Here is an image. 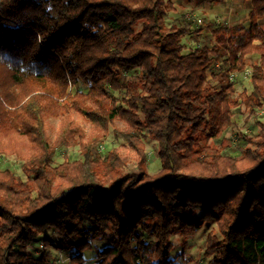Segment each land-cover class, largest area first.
<instances>
[{
    "label": "trees",
    "instance_id": "1",
    "mask_svg": "<svg viewBox=\"0 0 264 264\" xmlns=\"http://www.w3.org/2000/svg\"><path fill=\"white\" fill-rule=\"evenodd\" d=\"M221 1L0 0V153L19 156L26 176L0 171V264H55L36 246L50 245L47 231L73 250L71 264H87V251L92 264H174L171 239L180 257L209 225L206 264H264V124L238 135L240 157L209 144L240 105L264 111V0H248L247 26L165 22L175 2ZM191 34L212 42L186 52ZM234 75L248 76L249 95ZM74 113L124 145L95 152L81 142V162L52 167L56 149L80 142ZM47 114L61 121L54 141ZM146 140L157 145L153 175ZM129 162L137 173L124 172Z\"/></svg>",
    "mask_w": 264,
    "mask_h": 264
},
{
    "label": "rangeland",
    "instance_id": "2",
    "mask_svg": "<svg viewBox=\"0 0 264 264\" xmlns=\"http://www.w3.org/2000/svg\"><path fill=\"white\" fill-rule=\"evenodd\" d=\"M174 10L169 11L166 14L165 22L167 26L170 25H183L186 21L192 23L191 30H197L202 28L209 22H215L220 26H232V25H248L249 4L248 0H222L218 4L214 5H189L183 2H175ZM201 20L200 24H197L195 20ZM212 42L209 34L201 35L197 41L192 37V34L185 37L182 40V44L186 52L193 50L198 44ZM250 60L256 62L258 56L251 55ZM251 63V62H250ZM249 73V69L247 71ZM232 81L235 84V89L238 94L245 93L247 95L251 92V87L246 75H234ZM124 94L117 93L115 100L121 102ZM71 119L80 128V136H74L76 141H80L77 144H73L68 147H62L56 149L52 158L51 166L58 167L61 164L67 162H81L82 147L81 142L90 146H93V150L97 149L101 152H107L111 149H118L124 145L123 140L116 134L114 128L109 127L107 133H101L97 136V130L92 128V125L87 119L77 113L71 116ZM46 123V135L51 141L57 137L61 121L58 117L47 114L45 119ZM264 124V111H256L251 113L244 106L238 107L234 110V116L232 124L227 130L214 141H210L209 144L216 146L223 154H229L232 156L240 157L245 147V143L238 139V135H245L248 137L258 135L260 133V126ZM115 126L123 128L124 124L120 120H115ZM101 137V141L98 144L93 143V138ZM6 140L0 135V147L6 145ZM28 146V145H27ZM27 146L21 143L19 149L27 155ZM145 151L147 153V172L151 175L155 174L160 169V161L157 157V145L155 142L146 140L144 142ZM36 148V147H35ZM4 150V149H3ZM37 150V148H36ZM5 151V150H4ZM33 151V150H32ZM28 156V155H27ZM21 161L19 156L14 153L5 151L0 153V171L5 169L12 173L14 176L25 180V175L21 171ZM135 162H129L124 168L125 173H137V167ZM215 230L213 225L204 226L197 232L190 234L187 237L186 245L184 247L183 255H180V242L181 239L174 236L171 241L173 244L172 257L174 264H206L207 259L203 258L204 240L209 231ZM49 240H52L49 246H45L42 241L37 243V247L41 252H49L51 258L56 262L55 264H71L69 258L72 254L71 249H68L67 242L53 239L52 232L47 231L44 234ZM99 247L100 244L97 243ZM64 247V248H63ZM39 251V252H40ZM33 252V251H32ZM34 252H38L35 251ZM87 258V264H92L94 253L87 251L84 253Z\"/></svg>",
    "mask_w": 264,
    "mask_h": 264
},
{
    "label": "built area",
    "instance_id": "3",
    "mask_svg": "<svg viewBox=\"0 0 264 264\" xmlns=\"http://www.w3.org/2000/svg\"><path fill=\"white\" fill-rule=\"evenodd\" d=\"M195 22H196L197 24H200V23H201V20L197 19V20H195Z\"/></svg>",
    "mask_w": 264,
    "mask_h": 264
}]
</instances>
